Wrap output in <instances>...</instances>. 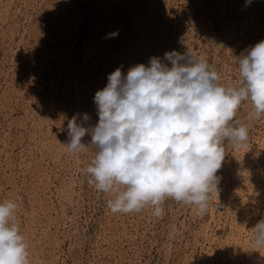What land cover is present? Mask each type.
Masks as SVG:
<instances>
[{
  "label": "rangeland",
  "instance_id": "1",
  "mask_svg": "<svg viewBox=\"0 0 264 264\" xmlns=\"http://www.w3.org/2000/svg\"><path fill=\"white\" fill-rule=\"evenodd\" d=\"M261 39L264 0H0V202L18 206L30 264H264L252 240L264 218V115L249 119L250 102L236 113L248 139L224 142L205 214L171 197L159 216L113 211L89 183L91 136L78 152L66 146L69 119L97 122L93 96L115 68L189 48L228 87L233 55Z\"/></svg>",
  "mask_w": 264,
  "mask_h": 264
},
{
  "label": "clouds",
  "instance_id": "2",
  "mask_svg": "<svg viewBox=\"0 0 264 264\" xmlns=\"http://www.w3.org/2000/svg\"><path fill=\"white\" fill-rule=\"evenodd\" d=\"M118 34L117 29L106 37ZM233 56L239 79L228 87L219 83L208 60L189 48L150 56L147 64L136 63L126 72L117 67L94 93L97 122L85 127L76 116L68 120L70 152L86 146L81 142L86 133L91 136L89 183L111 195L113 211L148 205L159 216L161 203L171 197L207 212L211 193L218 191L224 142L248 139V128L236 119L238 108L247 101L253 108L249 119L264 115V39ZM17 207L12 200L0 202V264H30ZM252 231L254 243L264 245V218Z\"/></svg>",
  "mask_w": 264,
  "mask_h": 264
},
{
  "label": "bare ground",
  "instance_id": "3",
  "mask_svg": "<svg viewBox=\"0 0 264 264\" xmlns=\"http://www.w3.org/2000/svg\"><path fill=\"white\" fill-rule=\"evenodd\" d=\"M247 121H248V120H247ZM253 153H255V152H253ZM245 166H246V165H245ZM249 167H250V166H249ZM239 181H240V180H239ZM257 182H258V181H257ZM253 188H254V187H253ZM222 189H223V187H222ZM238 192H239V191H238ZM263 192H264V191H263ZM218 194H219V193H218ZM219 195H220V194H219ZM258 195H259V194H258ZM243 196H244V194H243ZM256 197H257V196H256ZM260 198H261V197H260ZM258 201H259V200H258ZM262 202H263V201H262ZM263 204H264V202H263ZM256 205H257V204H256ZM250 206H252V205H250ZM242 207H243V206H242ZM252 208H253V206H252ZM254 209H255V208H254ZM256 209H257V208H256ZM244 212H245V211H244ZM255 212H256V211H255ZM255 212H254V213H255ZM251 213H252V212H251ZM246 216H247V215H246ZM235 217H236V216H235ZM249 217H250V216H249ZM258 218H259V217H258ZM244 219H245V218H244ZM260 219H261V218H260ZM236 220H237V219H236ZM236 220H235V221H236ZM235 221H234V223H235ZM237 221H238V220H237ZM244 223H245V222H244ZM249 223H250V222H249ZM234 225H235V224H234ZM242 225H243V224H242ZM248 225H249V224H248ZM231 227H232V226H231ZM218 229H219V228H218ZM231 229H232V228H231ZM223 231H224V230H223ZM223 231H222V232H223ZM231 231H232V230H231ZM240 232H241V231H240ZM245 232H246V231H245ZM247 232H248V231H247ZM237 233H238V232H237ZM246 236H247V235H246ZM247 237H248V236H247ZM252 240H253V239H252ZM244 241H245V240H244ZM250 241H251V240H250ZM237 242H238V241H237ZM253 244H254V243H253ZM226 247H227V246H226ZM220 249H221V248H220ZM205 250H206V249H205ZM212 250H213V249H212ZM212 250H211V251H212ZM221 250H222V249H221ZM242 250H243V248H242ZM221 252H223V251H221ZM204 253H205V252H204ZM228 253H229V248H228ZM204 256H205V255H204ZM230 256H231V255H230ZM234 256H236V255L234 254ZM202 257H203V256H202ZM238 257H239V256H238ZM211 258H212V257H211ZM205 259H206V258H205ZM205 259H204V257H203V260H202V261H204ZM231 259H232V256H231ZM211 260H212V259H211ZM197 262H198V261H197ZM210 262H211V261H210ZM232 262H233V261H232ZM232 262H231V263H232ZM261 263H262V262H261ZM200 264H202L201 261H200Z\"/></svg>",
  "mask_w": 264,
  "mask_h": 264
}]
</instances>
